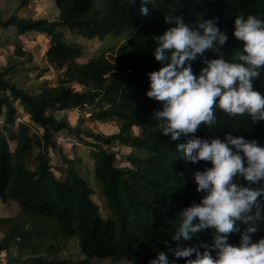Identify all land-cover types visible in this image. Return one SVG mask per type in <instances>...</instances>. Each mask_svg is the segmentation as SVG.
I'll use <instances>...</instances> for the list:
<instances>
[{
    "label": "trees",
    "instance_id": "trees-1",
    "mask_svg": "<svg viewBox=\"0 0 264 264\" xmlns=\"http://www.w3.org/2000/svg\"><path fill=\"white\" fill-rule=\"evenodd\" d=\"M29 1L22 0V5ZM54 3L58 11L54 18H26L16 13L3 18L0 14V28L7 31L6 38L14 35L12 40L17 39L7 61L0 66V200L3 204L15 201L22 214L17 220L2 219L12 224L0 239V253L10 242L30 246L31 236L35 235L34 246L41 242L40 236L48 233L55 238L60 231L66 238L78 239L84 257L75 264H92L94 258H109L112 264L120 260L148 264L157 251L175 245L171 233L178 220L177 213L203 195L196 190L193 173L211 166L206 161L183 160L175 146L187 138L171 140L157 129L158 121L152 113L160 102L145 95L147 72L160 67L153 55L156 46L153 37L169 26L164 15H181L186 23L202 15L216 17L214 22L229 36L219 55L229 62H239L236 54L242 52V45L231 34L233 18L243 12L264 19V0H149L146 14L139 11V0L135 4L129 0H54ZM29 32L47 37L49 46L44 54L47 67L64 69L65 77L56 86L44 80L41 86L23 87L8 79L29 69L32 54L18 38ZM68 33L84 39H124L109 56L78 61L83 49ZM204 55L214 58L216 54L206 51ZM200 67L198 56L192 61L193 72ZM253 84L264 93V67ZM74 108L89 111L94 121L116 120L119 127L110 134L93 133L77 124L70 125L66 116L56 114ZM214 114L217 123L210 128L201 124L195 135L223 138L226 132H231L264 143V121L252 124L247 114L230 120L221 110ZM17 116L23 121L17 122ZM134 127L140 129L139 134L133 133ZM61 133L83 134V141L93 147L90 154L93 174L109 215L101 214L91 197L93 188L75 167L74 159L58 148L56 137ZM9 140L14 142L13 148ZM115 146L122 151L131 149L126 154L130 165L115 164L119 153ZM49 152L60 155L65 164L59 176L51 167ZM55 221L58 230L53 225ZM261 236L264 224L252 238ZM238 239V233L229 236L230 243H237ZM198 241L210 242V231H200L183 243L191 245ZM165 254L173 258L171 252ZM29 259L39 261L38 264H65L39 253L25 258L23 264ZM179 264H183V258Z\"/></svg>",
    "mask_w": 264,
    "mask_h": 264
},
{
    "label": "clouds",
    "instance_id": "clouds-1",
    "mask_svg": "<svg viewBox=\"0 0 264 264\" xmlns=\"http://www.w3.org/2000/svg\"><path fill=\"white\" fill-rule=\"evenodd\" d=\"M139 3L146 14L149 0ZM215 20L202 15L186 23L181 15H164L169 26L153 37L160 67L147 72L145 95L160 102L152 113L157 129L171 140L187 138L175 146L183 160L211 166L193 173L203 195L177 213L171 233L175 245L157 251L148 264H179L181 258L183 264H264V236L252 238L264 224V143L231 132L223 138L195 135L201 124L210 128L217 123L216 110L230 120L247 114L252 124L264 121V93L253 84L264 67V19L243 12L234 16L231 34L242 45L239 62L219 55L229 36ZM206 51L215 57H206ZM198 56L201 67L194 73L192 61ZM204 230L210 231V242L183 243ZM234 233L238 242L230 243Z\"/></svg>",
    "mask_w": 264,
    "mask_h": 264
},
{
    "label": "rangeland",
    "instance_id": "rangeland-1",
    "mask_svg": "<svg viewBox=\"0 0 264 264\" xmlns=\"http://www.w3.org/2000/svg\"><path fill=\"white\" fill-rule=\"evenodd\" d=\"M57 8L55 6L54 0H30L27 5H22V0H0V14L3 18L16 13L21 17H36V16H45L48 18L56 17ZM7 31L0 28V66H3L7 61L9 54L13 51V43L17 40H12L14 35L6 38ZM68 36L78 42H80L83 49V56L78 58V61H85L87 58L92 56H109L116 49L117 45L121 43L124 37H107L104 40L93 39H84L81 36H77L71 33H68ZM19 42L24 46V49H27L32 54V62L29 65V69L24 73H17L14 76L8 77L10 81H14L19 86L23 87H32L35 85L41 86L44 83V80L47 81L49 85H52L51 77V68L47 67L48 64L44 59L45 51L49 46V41L47 37L43 34H38L34 32L24 33L20 35ZM48 68V70H46ZM53 69V68H52ZM46 70V71H45ZM55 72V70H53ZM32 90V89H31ZM76 111H80L82 116L76 114ZM57 116H63L67 118L70 125H78L79 128L85 129L93 133H102L110 134L115 132L119 123L116 120H109L106 122L94 121L90 117V112H85L83 110H69V111H59L56 113ZM32 124V123H31ZM33 126V124H32ZM39 130L38 128H36ZM0 131H2L0 129ZM140 129L134 127L133 133L135 135L139 134ZM4 132V131H3ZM58 137H61V141L58 144V148L61 147L64 152L67 154L69 159H74L75 167H77L82 177L88 180L90 186L93 188V194L91 195L94 202H96L100 207L101 214L105 217L109 215V210L106 205V201L102 195L98 182L93 174V158L91 157L92 146L86 144L82 138L83 134L79 136L75 134L65 135L63 133L58 134ZM66 138L68 141H65ZM85 139V138H84ZM88 141L90 139H86ZM58 142V141H57ZM73 142V149L70 146L68 148L67 143ZM10 148L14 147V142L9 140ZM66 146V147H65ZM119 146V145H118ZM120 147V146H119ZM117 147L119 153L117 154V159L115 164L117 166H127L130 165L126 160V154L131 151L130 148H125L123 151ZM50 164L57 176L60 173L64 172L65 164L63 163L61 156L49 152ZM22 214L19 212L18 204L11 200L5 204L0 200V239L4 236L5 232L10 228L11 221H2L15 218L19 219ZM54 227L58 230V224L55 221L53 223ZM41 244L34 245L37 241L35 235L31 236L30 246H20L17 242H10L6 249L0 253V264H23L25 258H32L35 254H41L44 258H53L55 260H63L65 264H75V261L80 260L84 257L81 254L78 239L77 237L66 238L62 235L60 231L56 233V237H51L50 234H45L40 236ZM11 257H18V261L11 260ZM39 261L29 259L27 264H38ZM92 264H112L109 258L99 259L94 258ZM115 264H132L126 260H120Z\"/></svg>",
    "mask_w": 264,
    "mask_h": 264
},
{
    "label": "built area",
    "instance_id": "built-area-1",
    "mask_svg": "<svg viewBox=\"0 0 264 264\" xmlns=\"http://www.w3.org/2000/svg\"><path fill=\"white\" fill-rule=\"evenodd\" d=\"M53 70L54 69L51 68V77H52L51 79L53 81L52 86H56L58 84L59 80L65 77V75H64V69L63 68L62 69H58V70H55V72ZM78 87L81 88L82 86H78ZM74 109L75 110H78L77 108H74ZM78 113L81 116L83 115V114H80V111H76V114H78ZM86 113L87 112H85V114ZM16 121L17 122H21V121H23V119L20 116H17L16 117ZM0 123H2L1 117H0ZM60 141H61V137H58V139L56 140V142L59 144ZM65 141H68V139L66 138ZM72 145H73V142L67 143V146L68 147H70V146L72 147ZM115 148L117 149V146H115Z\"/></svg>",
    "mask_w": 264,
    "mask_h": 264
},
{
    "label": "crops",
    "instance_id": "crops-1",
    "mask_svg": "<svg viewBox=\"0 0 264 264\" xmlns=\"http://www.w3.org/2000/svg\"><path fill=\"white\" fill-rule=\"evenodd\" d=\"M57 13H58V12H56V15H57ZM30 17L35 18V17H33V16H30ZM65 147H66V146H65ZM68 148H70V147H68Z\"/></svg>",
    "mask_w": 264,
    "mask_h": 264
}]
</instances>
